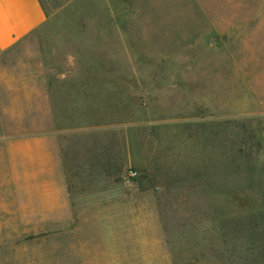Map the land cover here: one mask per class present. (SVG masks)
I'll list each match as a JSON object with an SVG mask.
<instances>
[{
	"label": "rangeland",
	"instance_id": "obj_1",
	"mask_svg": "<svg viewBox=\"0 0 264 264\" xmlns=\"http://www.w3.org/2000/svg\"><path fill=\"white\" fill-rule=\"evenodd\" d=\"M43 2L45 22L0 59V135L29 118L1 108L10 98L25 107L26 78H59L65 103H97L93 115L55 117L73 178L129 185L123 264H264L242 216L264 208V111L245 112L241 92L250 84L234 83L225 32L202 16L241 0ZM261 39L248 27L231 44ZM7 182L0 180V264H76L72 234L12 241L1 207Z\"/></svg>",
	"mask_w": 264,
	"mask_h": 264
},
{
	"label": "crops",
	"instance_id": "obj_2",
	"mask_svg": "<svg viewBox=\"0 0 264 264\" xmlns=\"http://www.w3.org/2000/svg\"><path fill=\"white\" fill-rule=\"evenodd\" d=\"M239 5L232 11L204 12L202 16L213 25L219 21L218 29L225 32L228 60L235 66L231 76L234 83L244 78L250 84L247 93L241 92L245 94L241 99L250 101L251 108L248 106L245 112H263L264 68L259 67L264 63V39L239 47L231 43L248 27L257 37L264 35V0L251 4L241 0ZM46 18L43 0H0V59ZM26 79L31 80V86L24 89L28 94L24 108L16 106L13 98L1 104L10 116L29 117L25 126L19 121L3 126L4 133L0 135L6 150L4 161L0 156V165L6 164L5 172L0 169V180H8V199H2L1 206L8 220L3 225L10 228L14 242L32 234H72L76 264H123L124 243L127 250L129 244V185L123 178L107 175L96 183L74 179L64 148L65 130L55 118L93 115L97 103H65L59 97L63 91L54 82L59 78L42 75ZM18 90L8 89L11 94Z\"/></svg>",
	"mask_w": 264,
	"mask_h": 264
},
{
	"label": "trees",
	"instance_id": "obj_3",
	"mask_svg": "<svg viewBox=\"0 0 264 264\" xmlns=\"http://www.w3.org/2000/svg\"><path fill=\"white\" fill-rule=\"evenodd\" d=\"M243 219H248L251 222L252 239L251 250L254 254L255 261L264 260V208L243 214Z\"/></svg>",
	"mask_w": 264,
	"mask_h": 264
},
{
	"label": "built area",
	"instance_id": "obj_4",
	"mask_svg": "<svg viewBox=\"0 0 264 264\" xmlns=\"http://www.w3.org/2000/svg\"><path fill=\"white\" fill-rule=\"evenodd\" d=\"M129 173H130V174H134L135 171H134L133 169H130Z\"/></svg>",
	"mask_w": 264,
	"mask_h": 264
}]
</instances>
